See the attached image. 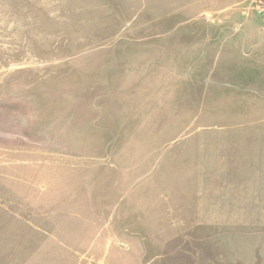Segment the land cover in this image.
Segmentation results:
<instances>
[{
    "label": "rangeland",
    "instance_id": "obj_1",
    "mask_svg": "<svg viewBox=\"0 0 264 264\" xmlns=\"http://www.w3.org/2000/svg\"><path fill=\"white\" fill-rule=\"evenodd\" d=\"M0 264H264V0H0Z\"/></svg>",
    "mask_w": 264,
    "mask_h": 264
}]
</instances>
